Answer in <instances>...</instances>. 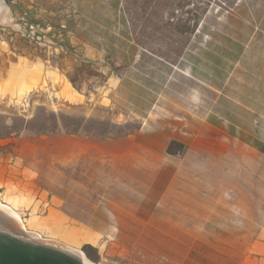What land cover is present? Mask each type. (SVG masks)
<instances>
[{"label":"rangeland","instance_id":"obj_1","mask_svg":"<svg viewBox=\"0 0 264 264\" xmlns=\"http://www.w3.org/2000/svg\"><path fill=\"white\" fill-rule=\"evenodd\" d=\"M0 198L91 264H264V0H4Z\"/></svg>","mask_w":264,"mask_h":264},{"label":"bare ground","instance_id":"obj_2","mask_svg":"<svg viewBox=\"0 0 264 264\" xmlns=\"http://www.w3.org/2000/svg\"><path fill=\"white\" fill-rule=\"evenodd\" d=\"M3 6L4 0H0V12ZM25 222L18 212L3 203L0 198V241H8L24 246H46L59 253L71 256L79 264H91L82 251L55 240L44 238L39 233L28 230Z\"/></svg>","mask_w":264,"mask_h":264},{"label":"trees","instance_id":"obj_3","mask_svg":"<svg viewBox=\"0 0 264 264\" xmlns=\"http://www.w3.org/2000/svg\"><path fill=\"white\" fill-rule=\"evenodd\" d=\"M7 2L10 4V0H7ZM14 9V8H13ZM200 19H198L196 21V25L197 26L199 24ZM38 23L34 20H31V25L30 27H34L37 26ZM59 30L62 31V33H66V29L61 26H59ZM65 49L69 50L71 47L69 45V43L64 42V44H62ZM71 84L75 87V82L72 79H69ZM71 118H69L66 115L63 114H54V113H45L44 115L41 117H34L33 120H31V123L35 126H33V129H35L38 133H48V134H55V133H59V132H64L66 134H72V135H79L82 133H85L86 135H98V134H102V130H99L101 132H97L96 130L93 131H88L84 128H82L81 122H84L85 119H80V123H78L77 125H73L71 123H69L68 120H70ZM104 134V133H103ZM109 134H104V135H110ZM176 145L175 142H172L169 145L168 148V152L171 154H175L176 151L173 149ZM82 251L84 252L85 256L91 260V261H96L97 260V251L95 248H93L91 245L87 244L82 248Z\"/></svg>","mask_w":264,"mask_h":264},{"label":"water","instance_id":"obj_4","mask_svg":"<svg viewBox=\"0 0 264 264\" xmlns=\"http://www.w3.org/2000/svg\"><path fill=\"white\" fill-rule=\"evenodd\" d=\"M0 264H79V262L46 246H24L0 241Z\"/></svg>","mask_w":264,"mask_h":264},{"label":"crops","instance_id":"obj_5","mask_svg":"<svg viewBox=\"0 0 264 264\" xmlns=\"http://www.w3.org/2000/svg\"><path fill=\"white\" fill-rule=\"evenodd\" d=\"M68 31H66L67 33ZM65 33V34H66ZM70 45V44H69ZM92 49L94 50V54L98 57L103 56L104 51L97 45L95 46H91ZM67 88L65 90H63L62 92L64 93V99L70 102H83L84 99H87L88 97L79 93L78 91H76L74 88H72L70 86V84H67L66 86ZM214 91H216V89H213ZM62 92H61V97H62ZM107 101H109V103L105 104V105H113L112 101L113 99L111 98H106ZM131 113L137 117H139V113L135 112V111H131ZM212 115V113H211ZM205 119V124L207 125L208 130H219L222 131L225 135H228L226 132L225 127H222L221 125H217L216 123V119L214 118V116H210ZM203 120V119H202ZM198 121H200V118H198Z\"/></svg>","mask_w":264,"mask_h":264}]
</instances>
